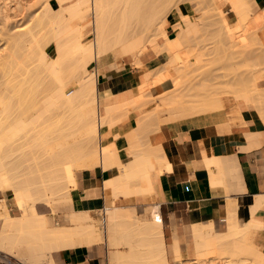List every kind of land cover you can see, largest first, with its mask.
I'll list each match as a JSON object with an SVG mask.
<instances>
[{"label": "bare ground", "instance_id": "bare-ground-1", "mask_svg": "<svg viewBox=\"0 0 264 264\" xmlns=\"http://www.w3.org/2000/svg\"><path fill=\"white\" fill-rule=\"evenodd\" d=\"M177 1L59 0L57 9L46 0L39 15L38 6L37 13L32 9L38 0H0V256L21 264L64 263L57 259L62 250L105 242L109 264H264V248L256 241L264 225L242 222L236 201L229 203L224 228L198 222L184 239L174 232L171 243L165 237L157 186L173 162L160 144L150 143L149 133L163 123L215 113L229 103L231 113L241 117L251 110L264 122L259 86L264 81V23L258 20L264 0H203L208 7L188 0L195 10H209L198 19L181 4L185 0ZM231 9L241 15V40L231 36ZM168 16L176 32L172 37L164 26ZM89 27L93 38L85 41ZM149 49L163 64L137 79L139 97L130 106L140 110L138 128L126 138L125 149H119L114 136L107 139V128L120 118L111 116L116 122H109L115 108L100 115V99L105 103L111 92L99 93L98 78L106 70L123 73L120 57L141 67ZM44 79L51 83V103L38 105ZM72 84L76 86L68 91ZM160 85L161 93L150 98ZM153 101L157 105L147 109ZM78 127L84 128L81 139L89 143L91 138L97 148L76 143L78 137L72 140L75 145L70 142ZM77 146L88 150L77 151ZM36 152L46 158L36 160ZM55 155L70 158V166L52 160L54 166L49 161ZM203 160L212 182H223L219 158L205 153ZM97 164L104 172L103 198L112 205L101 210L102 224L71 197L77 185L73 167L85 170ZM10 197L19 215L10 208ZM137 197L145 203L140 215L135 207L120 205ZM58 202L70 209V226L50 225Z\"/></svg>", "mask_w": 264, "mask_h": 264}, {"label": "crops", "instance_id": "crops-1", "mask_svg": "<svg viewBox=\"0 0 264 264\" xmlns=\"http://www.w3.org/2000/svg\"><path fill=\"white\" fill-rule=\"evenodd\" d=\"M120 70L123 72L120 75L109 70L101 73L97 90L99 93L111 92L105 103L100 99L99 113L102 116L107 108H115V115H110L109 122H116L114 119L117 117L120 119L113 127L107 128V139L114 136L116 147L124 150L126 138L136 131L139 124L140 110L132 106L139 97V76L126 68ZM125 104L128 105L123 107ZM111 116L116 117L111 119ZM232 117L229 103L226 108L215 113L166 122L158 130L149 133L150 143L160 144L173 162L172 170H164L157 186L159 210L163 216L168 243L172 242L173 234L184 239L191 226L198 222L213 221L217 228H224L231 200L237 202V213L242 222L254 221L264 225V135H253L258 130L264 133V122L251 110H244L235 121ZM205 153L219 158L223 182H212L203 160ZM122 158L126 163L127 158ZM212 169L217 172L215 165ZM79 180L83 184V208L90 213L99 208L104 209L103 193L98 197V183L103 184L104 180L102 166L83 170L79 173ZM130 203L135 208L145 205L140 197ZM256 204L260 205L257 207ZM253 206L257 207L254 216ZM256 241L264 248V234H258ZM180 242L183 247L186 246L185 240ZM100 253V246L62 251L66 264H103Z\"/></svg>", "mask_w": 264, "mask_h": 264}, {"label": "rangeland", "instance_id": "rangeland-1", "mask_svg": "<svg viewBox=\"0 0 264 264\" xmlns=\"http://www.w3.org/2000/svg\"><path fill=\"white\" fill-rule=\"evenodd\" d=\"M39 2H38V5H36L35 4V7H33L32 9L34 10V8H35V12H36V7L39 9V10H41L44 6H43V4H45V1L46 0H38ZM49 2H51L52 3V5L54 6V7H56L57 9L59 8L58 7V1L59 0H48ZM179 1V0H178ZM177 1V2H178ZM182 0H180V2H181ZM191 1V0H190ZM190 1H188V0H185V1H183V2H181V4L185 7V8H187L186 10H187V12L189 13V15L191 16V15H193L192 17L194 18V19H198V18H196V17H198L199 15H201V16H199V17H202V14H205V13H207L209 10H207V5L205 4L206 2H207V4H209V2L206 0V2H204L203 0H201L202 2H204V3H197V7H201V5H199V4H202V5H206L207 7H205V6H203L204 8H206L205 10L207 11H205V10H199L198 8H197V10H199V11H197V10H195L196 8V0H194L193 2H195V7H194V5L190 2ZM215 1H217V2H219V0H215ZM220 1H222L223 3L225 2V0H220ZM229 1V0H228ZM180 2H178V3H180ZM212 2V1H211ZM210 2V3H211ZM230 2V1H229ZM191 3V4H190ZM185 4V5H184ZM215 5V4H214ZM221 5V4H220ZM223 5H225V4H223ZM192 6V7H191ZM195 9H194V8ZM31 9V10H32ZM45 9V7L42 9V10H44ZM224 9H225V6H224ZM33 10L31 11V12H33ZM42 10L39 12L38 10V14L40 15V13L42 12ZM191 10H192V12H191ZM197 11V12H195V11ZM203 11H205L204 13H203ZM34 12V13H35ZM199 12V13H198ZM33 13V14H34ZM37 13V12H36ZM228 13H230V11L228 10ZM38 14H36L37 16H39ZM42 14V13H41ZM209 14V13H208ZM227 15H229V14H227ZM252 16H254L253 14H251ZM204 16V15H203ZM231 16L233 17V22L234 23H232L231 24V20H227L228 21V24L229 25H231V36H235V37H238L237 38V40H241L242 39V31H241V27L243 26V23H241V18L239 17V16H241L240 14H237L236 12H235V10H233V9H231ZM192 18V19H193ZM171 19H172V16H168V18H167V20H166V22H165V24H164V26H165V28H166V31H167V33H168V35L169 36H174L175 35V28L174 27H172L171 28V26L173 25L172 23H171ZM180 19H181V17H180ZM207 20H208V17L206 18ZM258 20L259 21H261L262 22V24H261V26L263 25V23H264V10L261 12V14H260V16H258ZM242 24V25H241ZM214 26H212V28H213ZM217 27V26H216ZM215 27V28H216ZM174 28V29H173ZM214 29V28H213ZM217 29V28H216ZM230 30V29H229ZM213 32V31H212ZM261 33H262V31H261ZM210 37V36H209ZM234 37V38H235ZM93 38V34H91V27H89L88 28V32L86 33V35H85V37H84V40L85 41H88L89 39H92ZM157 38H158V40H162V38H161V36H157ZM213 38H214V36H213ZM250 45V44H249ZM257 46L256 44H254V43H251V45L250 46ZM114 58H113V57ZM205 57H207V56H205ZM159 57L157 56V54L154 52V51H152L151 49H149L148 50V52H147V54L145 55V56H143V59H142V61H143V63H142V66L141 67H135L132 63H131V61L127 58V57H120L119 59H118V61H119V65H118V68L119 69H121V68H126L127 70H129V71H133L134 72V74H136L137 76H139V77H142V76H146V74H147V72L150 70H152L153 71V69L154 68H158V67H160V66H162V65H160V64H163L161 61H160V59H158ZM109 60L111 61V60H115V56L113 55V54H111L110 56H109ZM156 62H159V63H157V65L155 66V63ZM133 65V66H132ZM144 66V67H143ZM143 67V68H142ZM152 68V69H151ZM136 72H135V71ZM149 71V72H150ZM151 71V72H152ZM148 72V73H149ZM217 73H218V71H216ZM220 72V71H219ZM145 74V75H144ZM160 75V74H159ZM52 80V79H51ZM50 81V80H49ZM51 85V83L50 82H47L46 81V79H44V81H43V83H42V85H41V93H40V100H39V104L38 105H40V104H49V103H51V100H50V90L48 89V88H50L49 86ZM76 86V84H72V85H69V87H68V91L70 90H73V88ZM259 86H260V88L261 89H263L264 90V81H261L260 83H259ZM161 85L160 86H156V88H154L153 89V94L155 95V96H151L150 98H156V95H158L159 93H161ZM158 91V92H157ZM46 102V103H45ZM231 102H233V100H231ZM157 102L156 101H153V102H151L150 104H149V106H147L146 108L147 109H151L154 105L156 106L157 104H156ZM232 114V120L233 121H235V119H237V118H239V116L236 114V113H231ZM83 125V124H82ZM81 125V126H82ZM81 126H79V127H81ZM85 126V125H84ZM77 128V132H76V134H75V132H74V134L75 135H73V137L74 138H72V136H71V138L72 139H70L71 141V143L72 144H74L73 143V141L72 140H75L76 141V139H77V137H78V139H81V135L83 136V135H85L84 134V132L82 133V129H84V128ZM83 127V126H82ZM78 129H81V132H79L78 133ZM71 132H72V130H71ZM78 134H79V136H78ZM76 137V138H75ZM84 138V140H83V142H79V141H82V139ZM82 139L81 140H79V141H76V143H79V144H82V146L83 145H89L90 143H91V138H90V142L89 143H87V140L85 141V137H82ZM89 139V138H88ZM92 140H94V139H92ZM74 141V142H75ZM96 141H98L97 139H96ZM93 144V143H92ZM95 144V143H94ZM75 145V144H74ZM77 145V144H76ZM87 145V146H88ZM91 145V144H90ZM96 147H95V145L93 146V145H91V147L92 148H90V149H93V147L94 148H97L98 147V144H97V142H96ZM70 146H72L71 144H70ZM86 146V147H87ZM73 147V146H72ZM75 147V146H74ZM80 147H81V145H80ZM84 148H85V146H84ZM77 151H80L81 149L82 150H84L83 148H80L79 150H78V146H77ZM41 150V149H40ZM85 150H88L87 148L85 149ZM84 150V151H85ZM38 151V150H37ZM58 151V149H56V152ZM71 151H76L75 149L74 150H72L71 149ZM40 152V151H39ZM37 153L36 152V157L38 158V159H36V160H40V158L42 159V158H44L45 157V154H44V156L42 157L41 155H40V153L42 152H40V153ZM87 152V151H86ZM44 153V152H43ZM34 158V157H33ZM46 158V157H45ZM49 158V157H48ZM51 159V158H50ZM68 160L70 159V158H67ZM32 160V159H31ZM45 160H48V159H45ZM55 161L56 163H58V166L60 165V166H63L64 164H66L67 162H68V160H66L65 159V157H63L62 155L60 156V155H55V156H53V159H51V161H49V162H52L53 163V161ZM48 161H46L47 163H48ZM42 162H43V160H42ZM54 162V163H55ZM66 162V163H65ZM46 163V164H47ZM53 163V164H54ZM46 164H44L45 166H46ZM49 164H51V163H49ZM48 164V165H49ZM52 164V165H53ZM56 164H54V166H55ZM67 165L68 166H70L69 165V163H67ZM58 166H57V168H58ZM96 166H101L100 164H97V165H95L94 167H96ZM91 168H93V167H91ZM91 168H87V169H91ZM83 171V169H76L75 167H73V172H74V174H75V176H76V178H77V185L75 186V189H74V187L72 186V188L74 189V190H71V197H72V199L75 201V200H81V198H82V196H81V194H83V192H82V189H83V184H82V182H81V180H79V173L80 172H82ZM63 172V171H62ZM61 173V172H60ZM102 193H103V184L102 183H98V197H101V195H102ZM93 196H95V194H93ZM3 198H4V196H3V194H2V192L0 191V205L1 204H3V203H1V202H4L3 201ZM9 204H10V208L14 211V212H16L17 213V215H19V211H18V209H17V204H16V202H15V200H14V198L13 197H10L9 198ZM130 202L129 203H125V202H122V203H120V205L121 206H124V207H126V208H131L132 206H130ZM58 207H56L55 208V212L52 214V219L50 220V225H62V226H70L73 222H72V220H71V218L68 216V212L70 211V209L68 208V206L67 205H65V203L64 202H61V203H59L58 202ZM105 206L106 207H108V208H110L112 205L110 204V203H105ZM0 209L2 210V206H0ZM138 211H136L137 213H138V215H140L141 214V212L140 211H142L141 209H143V207H140V208H136ZM102 209L101 208H99V210H96V211H94V212H89L93 217H95V218H98V220L101 222V224H102V222H103V218L102 217H104V214H103V211H101ZM140 210V211H139ZM101 212V213H100ZM102 215V216H101ZM68 216V217H67ZM100 246V250H101V255H102V258H103V264H109V259H108V254H107V244H105V242H103V243H101V244H99V245H96V247H99ZM121 248V250H126L127 248H125V247H120ZM99 249V248H98ZM63 251V250H62ZM62 251L59 253V256H58V260H61L62 258L64 259V263H59L60 261H57L56 262V264H66L65 263V258L63 257V255H62ZM65 251V250H64ZM186 253V252H185ZM11 259V257H8V258H6V257H3V256H0V264H1V262H3V261H5V260H7V261H9L10 259ZM14 258H12L11 260H13ZM16 260V259H15Z\"/></svg>", "mask_w": 264, "mask_h": 264}, {"label": "built area", "instance_id": "built-area-1", "mask_svg": "<svg viewBox=\"0 0 264 264\" xmlns=\"http://www.w3.org/2000/svg\"><path fill=\"white\" fill-rule=\"evenodd\" d=\"M103 214H104V210H103ZM1 264H21V262H19L18 260H9V261H7V260H5V261H3V262H1Z\"/></svg>", "mask_w": 264, "mask_h": 264}]
</instances>
